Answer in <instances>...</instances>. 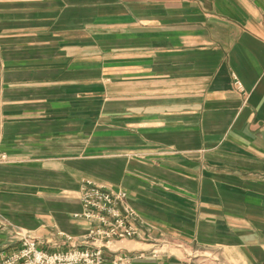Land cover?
I'll return each instance as SVG.
<instances>
[{
    "label": "crops",
    "instance_id": "obj_1",
    "mask_svg": "<svg viewBox=\"0 0 264 264\" xmlns=\"http://www.w3.org/2000/svg\"><path fill=\"white\" fill-rule=\"evenodd\" d=\"M0 119V255L81 246L92 181L142 221L108 260L264 264V0H0Z\"/></svg>",
    "mask_w": 264,
    "mask_h": 264
},
{
    "label": "built area",
    "instance_id": "obj_2",
    "mask_svg": "<svg viewBox=\"0 0 264 264\" xmlns=\"http://www.w3.org/2000/svg\"><path fill=\"white\" fill-rule=\"evenodd\" d=\"M236 86L243 91L238 81ZM2 123L0 119V147ZM9 161L8 155L0 152V164ZM124 191L113 192L104 185L86 181L81 187L83 212L75 218L88 223V231L81 246L74 245L67 251L55 253L40 248L39 239L31 232H15L19 248L0 255V264H131V258L116 254L106 258V251L117 242L130 240L140 235V220L137 212L127 204ZM69 242L74 238L66 236ZM157 252H154L156 255Z\"/></svg>",
    "mask_w": 264,
    "mask_h": 264
}]
</instances>
